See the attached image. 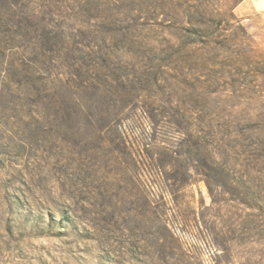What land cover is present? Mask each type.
I'll return each instance as SVG.
<instances>
[{
    "label": "rangeland",
    "instance_id": "374dc122",
    "mask_svg": "<svg viewBox=\"0 0 264 264\" xmlns=\"http://www.w3.org/2000/svg\"><path fill=\"white\" fill-rule=\"evenodd\" d=\"M4 1L34 14L19 53L65 105L35 122L0 84V264H264L262 138L225 128L264 105L260 75L233 83L136 0ZM234 13L264 47V11Z\"/></svg>",
    "mask_w": 264,
    "mask_h": 264
},
{
    "label": "trees",
    "instance_id": "16d2710c",
    "mask_svg": "<svg viewBox=\"0 0 264 264\" xmlns=\"http://www.w3.org/2000/svg\"><path fill=\"white\" fill-rule=\"evenodd\" d=\"M136 1L139 9L147 14L176 16L173 21L167 23V28L179 33L183 49L191 44L203 51L212 48L224 51L227 55L226 77L233 83L250 85L252 83L250 79L254 74H259L261 82L259 88L264 93V47L253 40L246 26L242 24V19L234 13L235 8L245 0ZM7 7L9 5L0 0V84L14 99L21 100L20 95L24 96L22 102H26L30 109L35 108L30 110L29 114L35 122L49 119L48 110L53 112L55 118L60 116L62 118L61 111L64 109L65 101L62 95L55 91V80L51 78L49 72L42 76L34 67L36 61L47 71L48 63L50 65L51 61L35 58L36 60L25 62L19 53L20 48L28 49L27 46H23V41H28L29 26L32 24L34 14L26 15L22 12L19 14ZM78 76L80 78L81 74L78 73ZM79 80L82 89L88 88L84 80L81 78ZM58 81L61 85L60 80ZM21 87L25 89L22 94ZM258 99L264 103V94ZM237 112L236 108L235 111H227L228 117L232 120L225 124L226 138H262L256 148L249 146L245 151L248 154L246 158L256 155L259 159L257 170L261 190L259 199L264 205V105L250 111ZM32 113L37 116L34 117ZM229 149L236 153L234 145L229 146Z\"/></svg>",
    "mask_w": 264,
    "mask_h": 264
},
{
    "label": "crops",
    "instance_id": "0c3cea01",
    "mask_svg": "<svg viewBox=\"0 0 264 264\" xmlns=\"http://www.w3.org/2000/svg\"><path fill=\"white\" fill-rule=\"evenodd\" d=\"M247 1L250 2L251 7L255 11H264V0H245L240 5H238L235 9H238L239 7L242 6V4L246 3Z\"/></svg>",
    "mask_w": 264,
    "mask_h": 264
}]
</instances>
